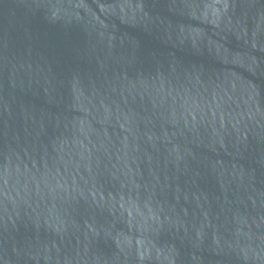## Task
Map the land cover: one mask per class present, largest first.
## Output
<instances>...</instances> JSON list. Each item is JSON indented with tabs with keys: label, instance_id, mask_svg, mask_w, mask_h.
<instances>
[{
	"label": "water",
	"instance_id": "water-1",
	"mask_svg": "<svg viewBox=\"0 0 264 264\" xmlns=\"http://www.w3.org/2000/svg\"><path fill=\"white\" fill-rule=\"evenodd\" d=\"M0 264H264V0H0Z\"/></svg>",
	"mask_w": 264,
	"mask_h": 264
}]
</instances>
